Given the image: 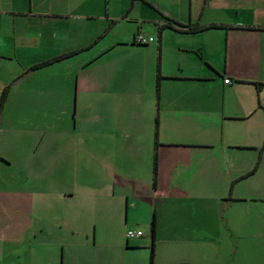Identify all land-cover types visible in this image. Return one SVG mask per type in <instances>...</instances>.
Returning a JSON list of instances; mask_svg holds the SVG:
<instances>
[{
	"label": "crops",
	"instance_id": "0c3cea01",
	"mask_svg": "<svg viewBox=\"0 0 264 264\" xmlns=\"http://www.w3.org/2000/svg\"><path fill=\"white\" fill-rule=\"evenodd\" d=\"M4 88L0 264L9 246L25 264L141 246L143 231L126 236L137 202L153 264H264V0H0ZM57 112H98V133L76 130L78 160L58 154ZM137 163L145 178L126 171Z\"/></svg>",
	"mask_w": 264,
	"mask_h": 264
},
{
	"label": "rangeland",
	"instance_id": "374dc122",
	"mask_svg": "<svg viewBox=\"0 0 264 264\" xmlns=\"http://www.w3.org/2000/svg\"><path fill=\"white\" fill-rule=\"evenodd\" d=\"M44 113H48V112H44ZM57 114L59 115V121H60L58 124L59 131L60 130L64 131L63 133L59 132V136L60 137L62 136L64 139H62L63 141L61 140L58 143V154L61 155L62 158L66 157L70 160L72 159L78 160L79 157H81L83 150L76 148L73 144L74 142L76 143L78 141V138L82 136L81 134H78L76 130L80 131L81 127L83 126L85 127L86 125H88L91 128H93L95 132L98 133L101 129L100 122L98 120V112H90L85 114L84 112H76V113L67 112L65 120L61 119V112H57ZM45 120H47L46 117L44 118L43 123L45 122ZM28 121L30 122L31 120L28 119ZM73 125L75 126V130L72 129ZM92 134L93 133H91V136ZM97 135L99 134H95V136ZM39 139H40V133H39V137H37L36 139L34 135H30L26 147V151L28 154L34 152L35 149H36V153H38L44 148V145L38 142ZM46 139H47V134L44 133L41 142L46 141ZM36 142H38L37 147L35 144ZM90 152L91 153L89 156L92 164L91 174L92 176H94L95 174L97 175L99 168H101V166L99 165V161H98V149H91ZM127 168L128 169L126 171L128 173L139 175L142 178H145L147 176L148 166H146L143 163L129 165L127 166ZM11 171H14V169L13 168L0 169V185L7 184V182H11L8 181V177H6V175L8 176ZM28 181L30 182L31 180L27 179L26 177H24V179L22 180V182H26V183H28ZM30 183L34 184L33 182ZM96 183L98 182L96 181L94 182L95 187H96ZM125 186L129 188L128 184H125ZM135 207L134 209H132L131 207L129 211V215L133 216L132 214H134L138 218V220L141 221V223L143 222L142 224H140V228L144 232L142 239L145 242L143 245L141 246L129 245L128 247L123 246L122 248L119 249L118 248L110 249L109 246H104V248L100 249L99 251H97L98 245L95 246L90 245L87 247L85 253H76L74 255V258L68 256L67 250H65L63 263L61 256H59L58 258L55 259L54 264H71L73 262L74 264H150V259H151L150 226L152 219V210L150 209L146 210L147 206H145L144 208L143 206L140 205L139 202L136 203ZM1 217L2 218L6 217V215H2ZM2 228L5 227H3V225L1 224L0 234L3 233ZM84 230L88 232L87 238L91 240L95 233L93 227L90 226V228L87 230L85 228H82L81 229L82 236H86L85 234H83ZM64 231L65 230L60 232V235L64 234ZM96 232H97L96 234L97 239L103 237L105 233L106 236H109L108 235L109 230L106 229L97 228ZM17 247L18 246H15V251H17L18 253V249H16ZM12 249L14 248H12L11 246H9V249L8 247L6 249V251L8 252L10 250V257L12 259L10 263L12 262L11 264H25L24 260L22 259L21 261V259L18 258V256L13 257V255L16 253ZM103 250H105V253L99 255L100 253L103 252Z\"/></svg>",
	"mask_w": 264,
	"mask_h": 264
},
{
	"label": "built area",
	"instance_id": "2783aa9c",
	"mask_svg": "<svg viewBox=\"0 0 264 264\" xmlns=\"http://www.w3.org/2000/svg\"><path fill=\"white\" fill-rule=\"evenodd\" d=\"M134 42L139 43V44H146L150 43L155 40L154 36L152 35H146L140 31L136 32L134 35ZM224 82L228 83L230 82L229 77H224ZM142 235V230L141 229H127L126 231V236L129 237H135V236H140Z\"/></svg>",
	"mask_w": 264,
	"mask_h": 264
},
{
	"label": "trees",
	"instance_id": "16d2710c",
	"mask_svg": "<svg viewBox=\"0 0 264 264\" xmlns=\"http://www.w3.org/2000/svg\"><path fill=\"white\" fill-rule=\"evenodd\" d=\"M55 59H58V57H54V58H50V59H47V60H44L42 62H38L36 64L33 65V67H38L40 65H44L46 63H49ZM6 93H7V89L4 88L0 94V109L3 105V102L5 100V97H6ZM154 232H155V221H154V216L152 217L151 219V226H150V233H151V236L153 237L154 236ZM153 244H151V259H150V264H153Z\"/></svg>",
	"mask_w": 264,
	"mask_h": 264
}]
</instances>
